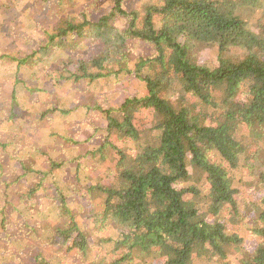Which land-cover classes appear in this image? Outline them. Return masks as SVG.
Here are the masks:
<instances>
[{"label":"trees","instance_id":"16d2710c","mask_svg":"<svg viewBox=\"0 0 264 264\" xmlns=\"http://www.w3.org/2000/svg\"><path fill=\"white\" fill-rule=\"evenodd\" d=\"M159 1L137 10L112 0L96 20L84 13L61 15L45 29L46 41L17 59L21 65L35 64L57 47L75 49L80 38H89L94 41L89 54H64L52 65L63 72L61 78L89 85L129 74L146 91L104 109L80 104L103 114L104 138L68 162L51 163L47 173L68 163L71 179L51 174L55 196L49 198V210L55 222L43 220L30 239L42 232L46 240L60 237L59 245L77 250L85 264H231V253L239 255L238 264H264V194L243 204L236 196L249 184L264 188V0ZM119 19L122 24H116ZM207 47L214 58L200 60ZM75 108L47 112L67 115ZM147 108L150 124L139 128L135 118ZM111 136L131 142L132 153L111 144ZM109 144L117 153L116 174L108 183L82 178L80 158L96 151L102 158ZM19 160L24 171L4 180L5 188L21 176L37 175ZM45 176L39 174L26 187L24 201L36 195ZM77 190L91 201L88 230L67 201ZM241 226L255 235L251 250L243 246L246 228ZM95 228H109L113 236L97 242L106 254L91 260L88 231ZM34 249L35 258L44 256Z\"/></svg>","mask_w":264,"mask_h":264},{"label":"rangeland","instance_id":"374dc122","mask_svg":"<svg viewBox=\"0 0 264 264\" xmlns=\"http://www.w3.org/2000/svg\"><path fill=\"white\" fill-rule=\"evenodd\" d=\"M160 2L124 0L127 9L137 10H142L147 4ZM112 5V0H0V143L6 144L4 147L0 144V264H85L79 258L77 250L66 251L65 246L59 245L60 237L46 240V233L42 232L38 239H30L33 232L41 231L43 220H48L51 224L55 222L53 213L49 210V198L55 196L51 174L55 172V175L71 179L68 163L58 167L59 169L54 167L50 173L47 171L52 162L58 159L68 162L78 151L93 148L96 142L99 143L104 138L106 120L103 114L98 108L88 109L80 106L81 103L97 104L104 109L119 106L126 98L143 96L146 91L140 80L129 74L119 78L94 80L89 85L87 80L74 82L72 79L61 78L63 72L53 69L52 65L69 54L78 57L89 54L94 47V41L89 38H80L75 49L57 47L50 55L37 59L35 64L32 63L33 60H29L21 65L18 60L46 41L45 29L50 25L51 28L54 27V21L60 19L61 15L78 16L84 13L85 17L96 20L108 12ZM122 22L119 19L116 24ZM141 45L147 47L144 42ZM136 49L143 48L137 45ZM210 57L214 58V54L208 47L199 54L200 60ZM70 68L73 69L74 65H70ZM58 106L60 109L77 107L67 115L59 110L55 112L50 109L47 112L50 107ZM150 111L147 108L135 118L134 122L139 128L150 124ZM241 135L242 141L246 142V134L242 132ZM109 141L119 148L125 146L126 152L132 153L129 147L131 142L118 140L115 136H111ZM106 148L108 150L103 152L102 158L101 152L97 151L94 157L88 153L80 158L84 167L82 178L89 175L93 177V181L98 179L103 183L112 179L117 172V153L110 144L104 146ZM19 158L25 161L28 168L38 170V173L33 178L32 174L21 176L18 182L5 188L4 180L20 176L24 171ZM210 158L212 161H221L212 155ZM44 172L46 181L36 189V195L24 201L21 195H24L26 187L36 182L38 179L35 178ZM263 194L264 188L253 183L244 186L236 196L243 204L256 200ZM67 197L76 211V219L81 228L88 230L92 207L87 193L77 190ZM10 207L16 209L10 210ZM18 212H22V215H16ZM240 228H246L243 246L246 250H251L256 244L255 235L249 227ZM4 232L7 233L4 235ZM88 232L92 246L90 259L103 257L106 251L97 242L113 236L112 230L95 228ZM35 240L39 241L38 245ZM35 247L44 251V256L35 258ZM236 256L239 255L229 254L228 261L238 264ZM197 263L203 264L202 261Z\"/></svg>","mask_w":264,"mask_h":264}]
</instances>
